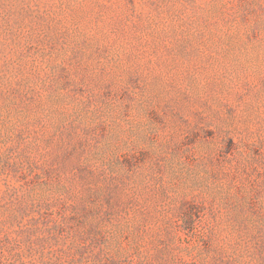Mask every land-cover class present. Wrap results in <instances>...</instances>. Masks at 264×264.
<instances>
[{
	"label": "rangeland",
	"instance_id": "rangeland-1",
	"mask_svg": "<svg viewBox=\"0 0 264 264\" xmlns=\"http://www.w3.org/2000/svg\"><path fill=\"white\" fill-rule=\"evenodd\" d=\"M0 264H264V0H0Z\"/></svg>",
	"mask_w": 264,
	"mask_h": 264
}]
</instances>
